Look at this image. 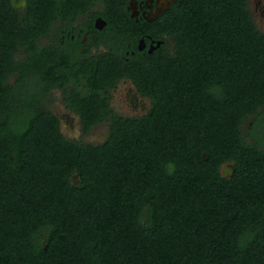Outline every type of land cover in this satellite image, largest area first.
Segmentation results:
<instances>
[{
  "label": "trees",
  "instance_id": "16d2710c",
  "mask_svg": "<svg viewBox=\"0 0 264 264\" xmlns=\"http://www.w3.org/2000/svg\"><path fill=\"white\" fill-rule=\"evenodd\" d=\"M128 4L0 0V264H264V30L250 0H177L154 22ZM81 15L174 48L128 62L40 43ZM123 78L144 114L111 108ZM53 89L106 139L66 137Z\"/></svg>",
  "mask_w": 264,
  "mask_h": 264
},
{
  "label": "flooded vegetation",
  "instance_id": "af4514ba",
  "mask_svg": "<svg viewBox=\"0 0 264 264\" xmlns=\"http://www.w3.org/2000/svg\"><path fill=\"white\" fill-rule=\"evenodd\" d=\"M164 1L167 0H129L128 9L131 12V16L136 17L137 22H154L161 18L162 15L168 9H170L177 0H174L169 8L159 15V10L165 5ZM99 9V6L95 7V10L99 11ZM89 17L90 16L81 15L76 19L73 25H63V29L59 27L61 23H57L55 26L56 31H53V33L48 36H43L40 39V43L45 45L54 44L56 47H61L60 49H63L65 52L70 49L74 50V48H70L71 44H79L83 46L77 48L79 60H83L85 58L89 59L95 56L97 57L103 53L114 52L115 54L119 55V57L125 59L128 62L133 61L134 59H142L147 53H154L155 51L159 50L164 45V43L165 47H168L169 49L174 48V42L170 37H165V39L155 38L153 34L144 33L137 42L132 40V37L129 36V33L124 36L118 35L117 31H114L113 28L107 32L104 30L105 26L107 25V21L101 17L97 18L94 26L95 29H98L99 31H90V28H88L87 25ZM57 90L53 89V92L55 93ZM118 91H120V94H117ZM109 93L111 94V108L115 97L116 100L119 99L120 103L126 104L128 106L130 115L126 114L125 116H140L148 109V105L146 104L148 99L140 95L132 81L128 78H123L117 81L116 85L109 89ZM53 97L55 98V95ZM62 102L63 104L57 100V103H59L57 109H54L56 99L50 106L52 111L59 117L61 121V129L63 124H65L68 128L70 127L69 125L73 126L72 123L74 118L71 116V113L80 118L78 114L74 113L67 107L64 100ZM125 111L128 112L127 110ZM105 123L106 122H103L101 124ZM80 129L83 131V128Z\"/></svg>",
  "mask_w": 264,
  "mask_h": 264
},
{
  "label": "rangeland",
  "instance_id": "374dc122",
  "mask_svg": "<svg viewBox=\"0 0 264 264\" xmlns=\"http://www.w3.org/2000/svg\"><path fill=\"white\" fill-rule=\"evenodd\" d=\"M249 5L253 12L254 20L258 28L263 31L264 30V0H250ZM55 93H56L55 94L56 103L57 100H59L60 103L63 104L62 91L57 90ZM117 94H120V91H118ZM56 103L54 109H57V106L59 105V103L57 104ZM149 103H150L149 100H147L146 104L148 105ZM112 108L114 109L116 114L123 116H125L126 114L130 115V112L128 111V106L126 104L120 103L119 99L116 100V97L114 99ZM125 110H127L128 112H126ZM71 116H73L74 118V121L72 123L73 126L69 125L70 127L68 128L65 124H63L61 129L62 133L66 137L97 144L103 142L106 139V137L109 135L108 134L109 125L107 123L97 126L88 135H86L83 133L82 129H80L82 128L80 124V118H78V116L72 113Z\"/></svg>",
  "mask_w": 264,
  "mask_h": 264
},
{
  "label": "water",
  "instance_id": "95a60500",
  "mask_svg": "<svg viewBox=\"0 0 264 264\" xmlns=\"http://www.w3.org/2000/svg\"><path fill=\"white\" fill-rule=\"evenodd\" d=\"M174 0L164 1L165 5L159 10L158 14H162L169 6L172 4ZM11 3L14 8L17 9H25L28 6V0H11ZM235 165L233 163H226L222 167V174L224 177H232L235 172ZM77 181H80V176L75 178Z\"/></svg>",
  "mask_w": 264,
  "mask_h": 264
}]
</instances>
